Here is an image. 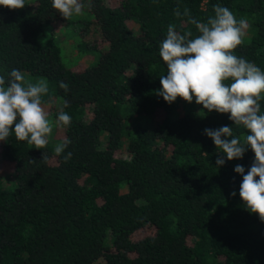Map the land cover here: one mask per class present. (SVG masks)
<instances>
[{"label":"trees","instance_id":"16d2710c","mask_svg":"<svg viewBox=\"0 0 264 264\" xmlns=\"http://www.w3.org/2000/svg\"><path fill=\"white\" fill-rule=\"evenodd\" d=\"M25 2L0 6V75L18 69L27 82L47 80L43 105L55 109V124L61 111L72 123L58 126L62 136L49 137L44 150L14 132L0 142L15 180L0 169V264H264V222L246 209L234 171L241 164L246 174L254 153L217 167L220 150L203 132L232 126L242 139L246 129L195 99L169 104L156 94L167 71L159 45L168 25L194 38L190 19L206 22L217 4L247 20L234 54L264 70V0H81L88 17L75 22L52 0ZM58 22L77 25L76 48L92 54L89 64L62 60ZM260 105L264 113V98ZM141 115L155 116V125L127 122ZM65 138L68 162L54 152ZM147 226L152 233L134 238Z\"/></svg>","mask_w":264,"mask_h":264},{"label":"clouds","instance_id":"9594fccd","mask_svg":"<svg viewBox=\"0 0 264 264\" xmlns=\"http://www.w3.org/2000/svg\"><path fill=\"white\" fill-rule=\"evenodd\" d=\"M25 5V0H0V6L9 10ZM52 7L69 20L82 16L85 5L81 0H52ZM213 12L206 22L190 19L199 33L194 38L191 32L181 34L172 24L168 25L166 37L159 45V56L167 71L159 77L161 87L156 94L169 104L178 97L188 103L195 99L207 112L230 114L228 118L234 125L246 129L242 139L234 134L232 126L205 128L203 132L220 150L215 161L217 167L225 164V157L228 161L242 159L249 148L254 153L246 174L241 164L234 171L242 176L239 196L246 209L264 222V113L260 105L264 98V70L234 54L250 28L247 20H238L228 7L219 4L213 6ZM175 15H181L178 8ZM183 15H190L187 8ZM59 86L66 93L69 91L65 82L61 81ZM48 92L47 80L27 82L18 69H12L7 78L0 75V141L7 142L14 132L17 140L35 149L47 148L53 132V122L43 106V97ZM64 103L67 106L68 102ZM71 123L68 113L58 114L59 127H69ZM70 144L65 138L54 148L65 162L72 158V153L66 152ZM47 159L44 151L41 160ZM231 195L235 196V191Z\"/></svg>","mask_w":264,"mask_h":264},{"label":"rangeland","instance_id":"374dc122","mask_svg":"<svg viewBox=\"0 0 264 264\" xmlns=\"http://www.w3.org/2000/svg\"><path fill=\"white\" fill-rule=\"evenodd\" d=\"M106 2H108L111 5H116L119 0H105ZM88 14L86 11V8H84V14L82 16H74L72 19V21H80L84 19H87ZM55 31H56V35H54V37L60 42V47H61V58L62 60L66 63L67 66H69L70 68H79L82 67V65L85 64H89L90 61L92 60V54L90 53H85L83 55H79V52L77 51L76 48V43H75V37L76 36V32L78 30L77 25L76 26H71L68 29H63L61 28V22H58L55 24ZM75 32V36L73 35ZM48 35L45 34L42 39L47 38ZM104 49V48H102ZM78 55V56H77ZM57 101H59L60 106L61 105V100L57 99ZM46 109V111L49 113V119L53 122V129H54V133L51 134V139L53 138H60L62 136V128H59L58 125L56 126L54 119L51 117L52 113L55 111L54 108H48V105H43ZM57 107V106H56ZM127 122H137L139 124H142L143 126H147V127H152L155 125L156 123V119L155 116H138V117H130L128 119ZM1 142V141H0ZM5 174L4 178L6 181H10L11 184L14 183V172H13V168H12V163L7 162L6 161H1L0 160V169L1 170H5ZM12 168V169H11ZM153 231V227L151 226H147L144 227L138 231L135 232V234L133 235L134 238H140L142 236L148 235L150 233H152Z\"/></svg>","mask_w":264,"mask_h":264}]
</instances>
